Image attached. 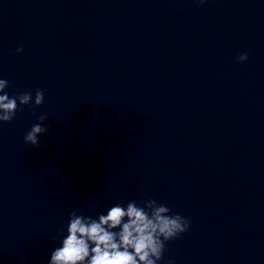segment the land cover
<instances>
[{
  "label": "clouds",
  "instance_id": "clouds-1",
  "mask_svg": "<svg viewBox=\"0 0 264 264\" xmlns=\"http://www.w3.org/2000/svg\"><path fill=\"white\" fill-rule=\"evenodd\" d=\"M198 2L203 5L207 0ZM16 51L22 52L23 47ZM248 55L243 52L237 59L243 63ZM8 87L9 81L0 78V123H10L21 106L38 107L44 102L41 90L35 92L34 98L30 92L9 96ZM38 119L40 123L24 136V142L34 148L40 146L39 137L48 131L43 124L46 115ZM190 227L187 218L155 199L143 201L142 206L135 201L126 206L117 203L106 214H99L98 219L71 211L67 235L61 233V246L52 250L48 264H158L167 242L178 239Z\"/></svg>",
  "mask_w": 264,
  "mask_h": 264
}]
</instances>
